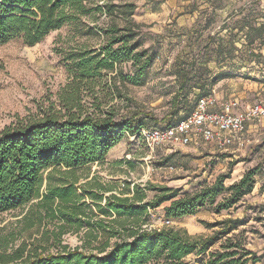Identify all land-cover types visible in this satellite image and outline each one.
I'll return each instance as SVG.
<instances>
[{
	"label": "trees",
	"instance_id": "16d2710c",
	"mask_svg": "<svg viewBox=\"0 0 264 264\" xmlns=\"http://www.w3.org/2000/svg\"><path fill=\"white\" fill-rule=\"evenodd\" d=\"M200 1L211 2L218 8L224 5L222 0ZM193 4L195 10H200L197 1ZM137 6L134 1L114 0H0V45L13 39L35 45L66 23H82L85 15L109 18L102 25H87L89 31L97 30L102 34L104 40L99 47H78L67 56L66 68L71 82L69 90L61 95L62 109H49L42 116L0 129V212L32 202L39 210L23 215L17 222L25 221L24 229L35 226L34 215L37 214L38 221L54 222L53 229L50 233L46 231L45 236L52 235V244L56 247V251H49L46 245L28 250L26 241L15 244L19 238L17 233H4V228H0V264H147L154 260L183 264L184 258L191 254H207L203 264L261 261L262 256L255 251L246 247L239 249L240 243L231 236L246 222L240 217L210 223L217 227L210 235H192L186 229L174 227L149 229L131 219L167 202L163 210L166 218L172 220L195 215L207 205H212L217 213L231 209L255 189L257 166L229 185L225 182L231 173H222L214 183L184 196L179 187L149 182L145 189L156 191V195L147 200L146 193L136 183L131 191L117 194L112 186L99 184V188L94 189L88 187V182L79 183L77 178L59 177V182H54L52 170L65 168L74 172L90 163L101 162L127 135L140 137L139 132L145 126L166 128L177 124L193 111L202 96L214 93L219 80L237 77L241 70L264 71V66L242 69L243 64H237L247 57L261 62L264 58L261 51L264 49V21L258 22L259 4L252 2L248 10L243 8L244 13L242 7L239 12L234 9L228 15L234 19L233 25L225 21L220 27L231 28L225 38L219 35L221 30L212 34L218 13L207 14V8L199 11L200 18L192 34V37H204L205 43L197 54L187 53L191 58L178 55L172 61L171 69L176 71L175 78L180 85L170 115H164L158 123L149 113L140 110L122 113L115 105L108 106L116 97L123 98L118 83L121 86L146 84L157 58L156 49L144 45L143 24L134 18ZM192 37L187 39L188 47L193 46ZM211 60H226L228 65L216 71L208 66ZM243 76L259 80L248 72ZM103 80L102 87L107 85L111 89L105 92L103 88L104 100L100 101L95 88ZM193 91L196 95L189 109L183 112ZM85 92L96 101L92 111L85 106ZM49 169L47 187L42 191L44 174ZM130 193L132 196L128 195ZM34 200L37 201L34 203ZM83 230L81 245L72 247L62 242L64 234ZM50 236L45 237L47 242ZM217 243L220 248L212 251Z\"/></svg>",
	"mask_w": 264,
	"mask_h": 264
},
{
	"label": "rangeland",
	"instance_id": "374dc122",
	"mask_svg": "<svg viewBox=\"0 0 264 264\" xmlns=\"http://www.w3.org/2000/svg\"><path fill=\"white\" fill-rule=\"evenodd\" d=\"M114 1L137 3L134 18L143 24L144 45L154 47L157 58L149 71L146 84L121 86L118 83L123 90V98L116 97L108 106L115 105L116 109L122 113L140 110L153 115L159 123L164 115H170L174 105L173 98L180 85L179 80L175 78L176 71L168 69L165 63L175 61L178 55L186 59L191 58L192 56L187 53L197 54L206 41L204 37L193 36V39L191 38L193 46L188 47L186 37L160 31L169 20L168 18L173 17L177 11L181 10L183 4H192L195 0ZM228 1L222 0V3L226 5ZM200 4L203 5V3ZM152 7L154 10L158 8L156 10H160L159 13H151ZM198 16L200 18L199 12ZM165 18L168 20H164ZM181 19V23L184 20L191 22L189 16ZM107 21L109 18L102 15H85L82 17V23H66L62 27L50 31L35 45H28L22 39H13L0 45V129L15 125L23 119L42 116L49 109L54 111L62 109L61 95L69 90L68 85L71 82L70 74L66 68V64L69 63L67 56L78 47H99L104 40L102 34L97 30L89 31L87 25H102ZM245 72L255 77L264 76V71L241 70L238 72L239 75L234 78L248 79L243 76ZM104 84L103 80L95 88V91H99L96 95L100 97V101L104 100L105 92L111 89V86L107 85L102 87ZM239 85L237 84L235 88L237 89ZM103 88H105V92ZM236 89L233 90V95L227 99L237 97L243 104L264 100V92L257 95L253 94L254 90H251L248 96L240 97ZM85 95V106L89 111H92L95 109L96 101L91 94L85 92ZM195 95L194 91L190 93L189 102L184 104L183 112L189 109ZM151 123L160 126L157 123ZM254 123L257 131L246 133L247 140L239 148L224 149L200 139L189 144L190 146L157 147L156 153L152 154L140 137L132 138L127 135L110 150L105 160L101 162L90 163L75 169L74 172L65 168L52 170L54 182L58 183L59 177L69 180L77 178L79 183L88 182V187L94 189H98L99 184L112 186L117 194L131 191L136 183L146 193L145 200H147L156 195V191L145 189V185L149 182L179 187L181 195L184 196L199 191L207 184L214 183L222 173H231V177L225 182L226 185H229L240 180L247 170L257 166L259 173L256 176L255 189L245 195L231 209L217 213L213 210L212 205H207L195 215L172 220L171 224L167 225L162 222L166 218L163 207L168 204L167 202L156 209L149 208L147 213L139 217L132 216L131 219L137 220L142 225L141 227L149 229L174 227L186 229L192 235H210L217 229V227L210 226V223L228 217L243 218L246 221L245 224L235 230L231 236L240 243L239 249L246 247L262 256L261 261L249 264H264V119ZM172 153L174 155L169 158ZM170 165H174L175 169L171 170ZM49 171L51 169L44 174L42 191H45L47 187ZM128 195L132 196V193ZM88 201H91L90 198ZM38 210L39 208L33 206L31 202L10 211L0 212V228H4V233H17L19 238L15 244L19 245L22 241H26L28 250L46 245L49 251H56L54 243L52 244V235L45 236L46 231L50 233L49 231L53 229L54 222L47 219H43L42 222L38 221V214L34 215L35 221H37L35 226L24 229L25 221L17 222L23 215L31 211L33 214ZM48 236L51 237L49 242L45 240V237ZM83 236L84 230L69 232L62 236V242L74 247L83 243ZM218 248H220V243H217L211 250L214 251ZM206 258L207 254H191L184 258L183 264H203ZM147 264L165 263L163 260H154Z\"/></svg>",
	"mask_w": 264,
	"mask_h": 264
},
{
	"label": "built area",
	"instance_id": "2783aa9c",
	"mask_svg": "<svg viewBox=\"0 0 264 264\" xmlns=\"http://www.w3.org/2000/svg\"><path fill=\"white\" fill-rule=\"evenodd\" d=\"M263 119L264 100L243 105L239 98L233 97L219 102L213 93L202 96L193 111L177 124L166 128L145 126L139 136L152 154L157 147L186 146L200 139L224 149L239 148L246 142L247 126ZM169 168L174 170L175 166ZM162 222L169 225L172 219L165 218Z\"/></svg>",
	"mask_w": 264,
	"mask_h": 264
},
{
	"label": "crops",
	"instance_id": "0c3cea01",
	"mask_svg": "<svg viewBox=\"0 0 264 264\" xmlns=\"http://www.w3.org/2000/svg\"><path fill=\"white\" fill-rule=\"evenodd\" d=\"M198 3H203V5L200 4V9L206 10L208 8V10H206L207 14L210 13V15H214L217 14L216 16V20H215V24L214 27L212 28L214 33L217 31H220L219 35H221L222 37H226V33L228 32L229 29H231L230 27L228 28H224V29H220L221 25L225 22L228 21L227 25L230 24L233 25V21L234 19H231L230 16H228L229 14H231V12L235 9V12L238 11L239 7L241 8V11L243 10V8H245L246 10L249 9V6L252 2L256 1L259 4V10L260 13L258 14V22L261 23L264 21V0H229L228 3L226 5L221 6L220 8L215 7L214 5L207 4L203 1L200 0H195ZM193 1V3L195 2ZM166 3V1H165ZM190 4L188 3L183 4L181 7V10L177 13H175L173 15V17L171 18H165L164 20H168L165 25L162 28V33H183L185 35H183L182 37H186L187 39H189L190 37H192V34L194 33V26L197 24L198 21V12L199 10H195V5L194 4ZM164 4V3H163ZM163 6V5H162ZM158 9V8H156ZM154 10L153 7L151 8V13H159L160 10ZM180 9V7H179ZM198 11V12H197ZM215 12V13H214ZM239 12V11H238ZM200 13V12H199ZM244 13V10H243ZM243 15V14H242ZM189 16L190 19L189 21L191 22H185V20L181 23L180 20H182V17H187ZM236 20V19H235ZM232 21V22H231ZM190 23V24H189ZM210 31V30H209ZM224 42H226L224 40ZM239 47L244 46L243 44H238ZM262 53H264V49L261 50ZM254 58L250 59V58H245L244 60L239 61L237 64H243L242 69H246V68H250L251 66H253L254 68L260 69L262 66H264V58L261 61H256L253 60ZM227 62L225 61H218V60H211L208 64V66L213 69V70H222L225 69L227 67ZM165 66H167L168 69H171V67L173 68V64L172 61L171 62H167L165 63ZM259 80H251V79H243V78H234V77H227V78H223L221 80H219L216 85L213 88L214 91V95L217 97V99L220 101H222L223 99H227L229 96L233 95V90H235V86H237V84H240L239 87L236 89L238 90L237 93H239L240 97H245L248 96L251 92V90H254L253 94H257L260 95L264 92V79H262V77L256 76ZM240 99V98H239ZM241 103L243 104V102L241 101ZM246 104H252V103H244L243 105ZM255 123H250L247 126V129L245 131V138H246V133H254L257 131V129H255ZM247 140V139H246ZM196 142L198 140H195ZM192 142V143H195ZM191 143V144H192ZM190 146V145H189Z\"/></svg>",
	"mask_w": 264,
	"mask_h": 264
}]
</instances>
